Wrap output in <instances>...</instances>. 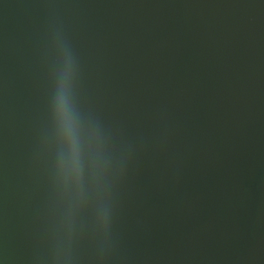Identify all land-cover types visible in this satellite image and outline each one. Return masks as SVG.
<instances>
[{
	"label": "water",
	"instance_id": "95a60500",
	"mask_svg": "<svg viewBox=\"0 0 264 264\" xmlns=\"http://www.w3.org/2000/svg\"><path fill=\"white\" fill-rule=\"evenodd\" d=\"M0 264H264V0H0Z\"/></svg>",
	"mask_w": 264,
	"mask_h": 264
},
{
	"label": "clouds",
	"instance_id": "9594fccd",
	"mask_svg": "<svg viewBox=\"0 0 264 264\" xmlns=\"http://www.w3.org/2000/svg\"><path fill=\"white\" fill-rule=\"evenodd\" d=\"M58 51L56 41L53 40L51 52ZM64 55L70 56L67 48H64ZM51 118L54 134L59 136L75 135L80 123V114L74 103V99L68 89L65 78L58 81L56 90L51 100Z\"/></svg>",
	"mask_w": 264,
	"mask_h": 264
}]
</instances>
